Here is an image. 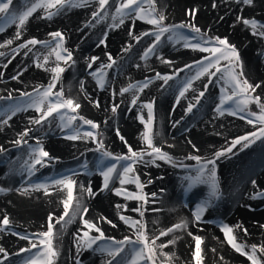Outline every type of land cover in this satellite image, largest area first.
I'll return each mask as SVG.
<instances>
[{"label":"snow or ice","instance_id":"obj_1","mask_svg":"<svg viewBox=\"0 0 264 264\" xmlns=\"http://www.w3.org/2000/svg\"><path fill=\"white\" fill-rule=\"evenodd\" d=\"M253 0H236V5H251ZM30 6H25L22 10H16L13 6V0H0V32L5 30L3 25H16L15 39L20 40L23 35V26L26 24L28 17L32 15L38 8L43 9L45 17L52 19L53 16L59 15L67 8L76 6H86L87 0H80L76 4L74 0H28ZM115 7V11L110 9ZM147 4V8H145ZM213 3V7H215ZM196 9H189L187 15L193 17ZM111 19V23L107 24L109 29H114L124 24L125 20L143 21L147 25H151L148 31L135 34L131 28L128 29L127 35L142 42V38H151V42L144 49L141 55L142 60H147L150 56L156 55L161 45L165 42L178 43L184 48L191 49L193 52L203 54L200 59H196L192 64L185 63L184 68L189 70L184 80H179L177 72L183 69H176L172 75H161L157 72L155 77L145 78L143 82L130 84L128 87H122L120 94L131 92L130 105H137L138 97L144 88L152 82L153 79H159L168 84L174 77L179 81V94L176 96V101L179 103L181 97L184 96L185 91L192 86V81L205 77L209 82H212L213 77L216 82L220 84L219 103L215 104L214 111L219 115L227 113L231 116H237L244 120L248 125L252 126L253 130L247 131L243 135H238L231 140L230 144L215 150L211 156L202 157L199 154H189L186 159L195 160L196 166L192 169L194 175L186 177L187 186L184 191L188 192L194 186V183L206 184L208 187V195L205 199L201 200L191 209L192 220L195 222H203L206 210L213 206L220 198L221 193L219 190L218 182L216 180V162L218 159L226 157L233 152V149L238 145L242 149H246L254 145L257 141L264 144V84L255 83L251 81L247 74L244 72L243 64L240 61V56L237 51L236 45L231 43L227 37H220L218 35L212 36L208 33L202 32L191 20L185 22L181 21L179 24L166 23V16L163 11H159L156 6V0H98L96 10L92 12L93 21L96 23L107 21ZM238 21L251 29V34L264 38V23L257 19H247L237 16ZM91 27V23L86 25ZM189 29L192 33L191 36L185 35L184 30ZM51 37L50 40H40L35 37L25 39L23 42L18 43L12 49L13 53H18L24 50L23 54L28 56L33 53L38 57L39 52L36 46L39 45L41 49L47 50L44 54V62L47 63L50 55H55L56 64L50 69H45L52 73L50 82L46 86L36 85L31 92L19 91V96L14 97L11 92L7 96L0 95V125L7 124L12 117L19 112H27L29 109L34 110L35 116L30 117V124L34 126L43 127L44 124H51L59 118L58 127L63 132L64 138L71 141L84 140L91 141L96 145L95 151L99 152V158L95 164V170L103 177V184L100 191L109 188V185L115 178L119 177L120 185L128 183H135L138 190H142L144 185L141 183L138 176L135 175V165L143 162L145 164H155L157 160L165 163H173V157L162 150V148L155 142L156 137L159 135L154 130V102L148 101L143 103V108L147 109V117L138 115L140 123L143 125V132L141 133V140L146 145V148L134 150L133 146L128 144L124 136L119 130L116 135L120 140L124 141L127 148L126 153L114 155L109 152L102 141L101 133L94 131L100 128L98 122L93 119L86 118L80 115L77 110L81 108V104L72 96H66L63 88L54 91L57 87V82L61 79V74L64 73L65 67L61 66L60 62L65 65L68 62L76 63L73 52L64 46L65 37L61 31L55 30L48 33ZM108 31H103L102 36L98 38L100 45H106ZM12 39L4 41V45H11ZM0 45V46H4ZM128 51L127 48L122 49ZM4 53L0 52V56ZM108 58V63L101 64L95 72L91 73L96 79L97 85L104 89L107 84V70L116 65V60L110 53L105 52ZM157 59H161L162 63L169 64L171 61L162 59L160 55H156ZM99 57L92 56L91 61L87 67L91 69L93 62L97 61ZM33 62L37 68H44L45 64L40 63L39 59H34ZM7 67V64L4 65ZM239 68V71H237ZM3 76V73H0ZM20 76L17 72L16 75L11 77L16 80ZM81 85L83 82L81 81ZM204 90L199 92L195 97L196 103H189L184 110L185 115L193 112L204 98L208 88V84L203 85ZM259 89V91H258ZM255 94V95H254ZM96 107H99L98 101H93ZM254 103L259 109L258 112L249 109V105ZM118 105L113 104L112 112L115 113ZM173 109L175 105L172 106ZM55 114V115H54ZM51 117V120L49 118ZM180 121L177 120L173 124L175 127ZM87 125L85 129L83 126ZM33 129L25 127L17 134V138L12 141L17 146L26 145L25 158L23 164L20 165V174L22 175L25 187L18 189L27 194L28 189L41 191L48 194L50 189L59 188L66 191V198L62 200L63 214L55 215L53 212L47 214V224L42 226L44 230L32 233L30 235L21 234L12 231L13 236H18L20 240L26 241L25 246L18 248L16 252H10L5 247H0V264H15L10 260V256L19 258V264H56V259L59 256V235L64 228L65 224L79 216L80 224L83 226V231L77 229L76 233V250L79 254L82 250H92L94 253H99L104 258V264H171V257L174 254L170 251L166 252L164 249L167 245L175 243V239H167L169 233L174 230L184 229L188 227V222L181 220L179 223L173 224L171 227L159 231L157 235L155 232H150L147 229L145 221V213L148 211L146 207H137L133 211L138 213L139 219H133L120 212L122 205L117 203L115 208L119 220L127 225L128 230L132 235H124L122 239H117L114 236L106 235L103 230V224H109L112 228H117V224L111 219L100 216L99 222H94L86 218L89 208L83 200V194L87 192L89 196H95L92 187H85L84 184L79 183L74 179L78 173L74 170H69V174H59L54 177H46L40 183H33L32 178L39 169L44 168L52 161L58 159L50 155L48 151L42 146L40 138H36L35 144H29V139L32 138ZM192 144V141H188ZM172 147V145H168ZM192 148L199 149L195 144ZM4 149L0 148V153ZM174 166L186 168L182 162H176ZM82 168L87 170L88 165H82ZM253 185L256 184L255 180L251 181ZM151 183V180L148 181ZM78 186V187H77ZM74 188L76 192L74 193ZM8 189L0 188V192L7 191ZM111 191L116 196H123L125 200H136L147 205L150 202H155L157 193H151L153 198L149 201L147 194H141V191L136 193L127 192L121 188L113 187ZM255 195L264 196V192L256 193ZM71 209V211H70ZM152 211H160V209H152ZM68 218L67 220L65 218ZM12 220L8 214H3L0 218V231L8 232L11 230ZM59 225V229H57ZM220 231L223 233L224 239L227 244L239 253L240 256L246 257L250 264H264V244L257 245L255 243L250 246L238 242L237 236L234 233L233 227L226 223L219 225ZM260 228L264 229V224H260ZM247 235V230L245 229ZM94 233V234H93ZM195 242L194 250H192L191 259L195 264H202V238L199 235L188 233ZM133 236L135 237L133 239ZM165 237V240H161ZM35 250V251H33ZM20 254H24L21 256ZM163 257L164 259H161ZM79 264V260L77 261Z\"/></svg>","mask_w":264,"mask_h":264},{"label":"bare ground","instance_id":"obj_2","mask_svg":"<svg viewBox=\"0 0 264 264\" xmlns=\"http://www.w3.org/2000/svg\"><path fill=\"white\" fill-rule=\"evenodd\" d=\"M161 8L166 13H175L178 16H183L184 14L181 10L183 5L192 6L197 8V11L193 17H189L186 13L185 18L191 19L194 22L202 23L205 28L212 31L224 32L228 36L231 35V31L228 28L229 21L236 14V9L234 3H230L229 0H160ZM159 1V2H160ZM215 3V7H213ZM13 6L16 10H22L25 6H30L28 0H14ZM88 9V5L79 7L73 11H67L64 16L62 13L60 16H53L52 19L37 21V14L39 11L44 12L43 9H37L32 13L26 24L23 26V35L26 34L28 38L38 37L47 35L54 29L62 28L67 34V40L70 47L75 51V64L71 67L65 68L64 73L61 74V79L63 81L64 91L67 96H72L81 105H92L91 108L100 115L102 119L101 132L105 144L112 148L117 147L118 143L113 136V132L117 129L121 132L122 136L131 143L133 146L139 144L138 135L141 132L142 127L137 124L139 119L138 115H142L141 108L120 103L119 101L115 104L118 105V109L115 114L109 111V107L112 108L113 101L106 96L108 94V83L116 79L117 81H124L138 75L139 69L146 63L137 64L136 57L128 55L126 60L119 66V74L114 75L107 72V84L106 88L102 89L97 85L96 79L91 75L95 72L100 65L105 62L101 61L102 45L98 44L96 33L100 29H106L108 31V46L106 52L114 53L115 55L121 49L123 40L127 37L126 30L129 29L127 26L125 28L124 24L117 28L109 29L107 24L111 23V19L103 21L98 26L94 25L91 28H86L83 30H77V22L85 17V13ZM250 14L254 13L255 17L264 18V0H253L251 8L249 9ZM218 16V19L215 16ZM58 16V17H57ZM57 17V19H56ZM189 17V18H187ZM252 19V18H251ZM126 21V20H125ZM2 24V22H0ZM5 30L0 32V45H4V41L12 39L13 43L11 46V51L5 56L0 57V95L7 96L9 92L12 93L14 97L19 96V91L21 89L27 88L26 91H30L36 86H46L52 77V73L46 71L45 69H50L55 66L56 60L51 55L47 63L44 62V54L46 52H41L39 47L36 49L39 52L38 57L33 53H29L28 56L23 54L24 50L18 53H13L12 49L16 47L20 41L15 39L16 25H3ZM145 26V24H144ZM34 35V36H32ZM37 38V39H38ZM233 40L239 48L242 50V59L246 65L251 68V73L257 75L258 80L262 81L264 84V45L256 40L254 37L249 39L246 37L240 41ZM150 42V41H149ZM147 44L144 42H139V49L143 50L141 46ZM7 46V45H4ZM3 46H0L2 48ZM42 50V49H41ZM189 54L186 48L182 47L178 43L165 42V45L158 50V55L162 59L171 61L169 64L162 62L161 65L172 66L173 64H178L187 61V55ZM88 57L86 61L84 58ZM92 56H97L99 59L93 62V67L89 69L87 64L91 61ZM107 57V56H105ZM39 59L40 63L45 64L44 68H37L36 64L33 62L34 59ZM105 60V59H104ZM140 60V59H139ZM189 60V59H188ZM196 60V58H195ZM190 62V61H189ZM7 64L5 68L4 65ZM34 64L35 67L31 68L28 65ZM183 65L185 63H182ZM189 64V63H188ZM17 72L20 76L16 80H12L11 77L16 75ZM189 70L185 72L182 79L187 76ZM145 74V73H144ZM189 75V74H188ZM144 78H137L133 81ZM180 80V78H179ZM81 81L83 85H81ZM59 82V81H58ZM197 83V80L192 81V85ZM170 85H166L164 88L152 91H144V93H149L151 96L156 97V109H155V131L159 133L156 137V143L166 152L175 155L188 154V149L182 146L181 140L189 138L197 147L212 146L217 141L225 138L226 136L234 135L239 133V128L242 124L238 121L228 119L223 115H219L214 111L215 102L214 96L210 95L201 104L200 118H193L192 113L185 115V107L181 109L178 107V102L176 101V96L178 93H173L170 97ZM19 90V91H17ZM150 90V88L148 89ZM25 91V90H24ZM69 94V95H68ZM124 97H127L126 94ZM93 101L99 102V107H96ZM175 103V104H174ZM142 105V104H141ZM173 105L175 108L173 109ZM2 106V105H0ZM84 110V109H83ZM200 110V109H199ZM35 116L33 111L29 109L27 112H19L12 119L4 125H0V148L4 149L3 153H0V163L3 164L0 167V188L8 189L7 191L0 192V218L3 214H8L12 220V227L27 228V231L38 232L40 223L44 222L47 224V214L51 211L56 213L57 206L59 205L60 211L55 215L63 214V204L62 200L66 198V191L54 188L50 189L48 194H45L43 190L35 191L33 189H28L27 194L18 191L25 187L22 175L20 174V165L23 164L25 158L26 145L17 146L12 143L17 138V134L21 132L25 127L33 129L32 138L29 139V144H35L36 138H40V142L46 151L58 159L52 161L50 164L46 165L44 168L39 169L32 178L33 183H40L45 180L46 177H54L59 174H69V170H74L78 173L74 179H77L78 184L82 183L85 187H92L95 196H89L87 192L83 194V200L86 206L89 208V212L86 218L94 220V222H99L100 216H105L111 219L117 224V228H112L109 224H103V230L106 235L115 236L122 239L124 235H132L131 231L128 230L127 225L119 220L117 216L115 205L120 203L122 208L120 209L121 214L131 217V214H138L133 211L137 207H146L143 203H138L137 206L134 204L123 201L120 196H116L111 189L115 188H125V185H120L119 177L117 176L114 181L109 185L108 189L100 191V187L103 184V177L95 170V164L97 159L91 158L90 162L87 164V170L83 168H76V163L78 162L76 157L86 148H90V141L77 140L71 141L64 138V133L61 132L58 127L59 118L53 121L51 124H44L41 126H34L30 124V117ZM179 117H183V121H180ZM51 120V118H49ZM179 120L180 123L173 127L175 121ZM139 128V129H138ZM116 130V131H117ZM115 131V132H116ZM185 134V132H188ZM212 136L208 137L207 134ZM204 137L199 138L198 136ZM187 137L185 138V136ZM201 140V141H200ZM172 145L169 147L168 145ZM261 153V152H260ZM259 159L252 158H238L233 161L232 164L225 163L217 171V178L219 183L227 184L229 186L230 178L239 177L241 179L240 183L235 186L234 189L229 188V196L225 198L222 206L209 207L206 211L210 212L213 216L219 218L221 223H226L233 227L234 233L239 234L240 230H252L253 220L261 219L264 220V198L258 201H254L249 198L246 194L247 186L252 184V180L256 181L255 185H264V151L261 153ZM260 154V155H261ZM249 160L248 162H246ZM52 165L56 166L55 173L53 175L48 174V169ZM49 167V168H47ZM143 181L145 188L151 189V193L156 192L157 197L155 202L149 208L160 209V211H150L145 213V221L147 223V229L150 232H155L157 235L159 231L164 230L163 223L166 220L174 219L176 223L181 220L188 222V227L184 229L174 230V232L169 233L167 236L176 235V233H181L188 235L189 232L192 234H201L207 245L215 248L216 253L221 255L225 254L222 251L226 246L227 241L224 239L223 233L220 228L209 227L205 224V217L203 222H195L192 220L191 210L181 209V197L184 192V187L187 186V181L185 177L179 176L176 173H168L165 177H157V175L151 171L143 172ZM151 180V183L148 181ZM78 187V186H77ZM183 191V192H182ZM76 189L74 188V193ZM194 196L197 197V201L203 200V197L208 195V187L206 184L194 183V186L190 191ZM153 200V199H152ZM217 202H219L217 200ZM149 204V203H148ZM147 208V207H146ZM148 209V208H147ZM256 210V211H255ZM71 211V209H70ZM254 212V213H253ZM209 214V213H208ZM188 215V216H187ZM207 215V214H205ZM44 216V220H43ZM46 217V218H45ZM68 219L67 217L65 218ZM222 219V220H221ZM219 221V222H220ZM59 229V225L56 226ZM77 229L83 231V226L80 224L79 216L74 218L71 223L65 224L63 230L59 235V256L57 259V264H104V258L99 253H94L92 250H82L77 254L76 250V233ZM109 233V234H107ZM94 234V233H93ZM134 238V236H133ZM161 240H165V237H161ZM26 241L20 240L13 237L9 232L0 231V247L8 248L10 252L16 251L18 246H25ZM15 246L17 248H15ZM167 247H170L167 245ZM15 264H19L16 263Z\"/></svg>","mask_w":264,"mask_h":264},{"label":"rangeland","instance_id":"obj_3","mask_svg":"<svg viewBox=\"0 0 264 264\" xmlns=\"http://www.w3.org/2000/svg\"><path fill=\"white\" fill-rule=\"evenodd\" d=\"M159 1L160 0H156V6H157L159 11H163L164 12V14L166 16V23L179 24L181 21L187 22V21L191 20V19H186L185 18V15H186L187 11L189 9H196L197 10V8H193L191 5L190 6L189 5L188 6L183 5L181 7V10L185 11V12H183L184 17L183 16H178V15H176L173 12L166 13L164 10H162L161 5H160L161 1L160 2ZM229 1H230V3H234L235 9H236V14L232 17L231 21L228 22L229 23L228 28L231 31L232 37L230 35L228 36L223 31L222 32H217V31H212V30H210L208 28H205V26L202 23H200V22H194L193 20H191V21L194 22L198 27H200L202 32H204V33H208L209 35H212V36L218 35L220 37H227L231 43L236 45L237 51H238L239 56H240V61L243 64L244 72L247 74V76L250 78L251 81H254L255 83H261L262 84V81L258 80L257 75L254 74V73H251L250 66L246 65V63L243 62L242 50L239 48L237 43L234 42L233 37L237 41H240L243 38L246 39V37L249 39L248 41H251L250 39H253V37H254L256 40H258L261 43L260 45H262V47H263L264 38L252 35L251 34V29L246 27L242 23V21H238L236 19V17L237 16H241V17L247 18V19H251V18L252 19H257L258 21H261L262 23H264V18L255 17L254 13L250 14V12H249L250 10L249 9L251 8V5H240L239 7H237L236 0H229ZM13 2H14V0H13ZM74 2L76 4H79L80 0H74ZM97 2H98V0H87L88 9H87V11H86V13L84 15L85 17L81 18L77 22V24H76L77 25V30L81 31V30L86 29V28H91L94 25L98 26L99 24H101L103 22V20H102L101 22L96 23V22L93 21V18H92V12L96 10ZM111 2H112V0H110V3ZM79 7H81V6L67 8L64 11H62L58 16H60L62 13L65 16V15H67L66 14L67 11H73V10L78 9ZM147 7H148L147 4H145V8H147ZM110 11H115L114 4H113V7L110 9ZM0 15H2V14H0ZM57 17H56V19H57ZM215 17L218 19L217 15ZM187 18H189V17H187ZM39 19L40 20H46L47 19L45 17V12L42 13L41 11H39V14H37V19L36 20L39 21ZM88 23H91L92 26L91 27H87L86 25ZM144 24H145V26H144ZM127 26L129 28H131L135 34H140L141 32L148 31L152 27L151 25H147L143 21H139V20H136L134 22L132 20H126L125 21V28ZM55 30H59V31L62 32V34L65 37L64 46L67 47L70 51H72L73 52V56L75 57L74 49L76 47L73 49L72 47L69 46L68 40H67V34H66L65 30L62 29V28H60V29L56 28L53 31H55ZM105 30L106 29H104V30L100 29L96 33L97 40H98V38H100L102 36V32L105 31ZM127 31H128V29L126 30V34H127ZM184 32H185V35H188V36L192 35L191 31L189 29H187V28L184 30ZM32 36H34V35H32ZM126 37L127 38L125 40H123L121 49L117 52L116 55L114 53L108 52L116 60V65L113 68L108 69L107 72H110L111 74H114V75H118L119 74L118 71H119V68H120L119 65L126 60L128 55H132V57L135 56L136 57L135 60H136L137 64H143L144 62H146V63L139 69L138 75L130 77L129 79L121 81V82L117 81V77H116V79H114L110 83H108V86H109L108 87V94L106 93V96L107 97L109 96V98L111 99V101H113L114 104L119 101L120 103L123 102L124 104L128 103L127 105H130L132 93L131 92L125 93L127 97H124L125 94L121 95L120 94V89L122 87H128V85H130V84H136L138 82H143L145 80V78L155 77V74L157 72L161 73V75H165V74L172 75L173 72L176 69H183V71H180V72L176 73V75H178L180 80H181L182 79L181 78L182 75L184 76L185 72H187V70H188L187 68H184L185 64L183 65L182 63L192 64L193 61L195 60V58L196 59H200L201 56L203 55V54H201L199 52H193L191 49L186 48V50H188V52H189V54L187 55L188 56L187 57V61H184V62H181V63H178V64L176 63V64H173L172 66L166 67V65H161V63H159V62H161V59H157L156 58V55H158V52H157L156 55L150 56L147 60H142L141 59V55L143 54V50H141V48L139 49V47H138L139 42H137L136 40L130 38L128 35ZM26 38H28V37H27L26 34H24V35L21 36L19 41L23 42V40H25ZM38 39H40V40H50L51 37H49L48 34H47V35L42 36L41 38H38ZM143 40H144V42H146V43L148 42V43L147 44L144 43V45H142L141 47L142 48H146L147 45L151 42V38L150 37L149 38H142V41ZM97 43L99 44V41H97ZM108 44L109 43L107 42L106 45L108 46ZM164 45L165 44H163L162 46H164ZM107 46L105 47V45H102V49H103L104 52L102 53L103 55L101 56V61L105 62L104 64L108 63V58L105 57L106 56L105 52H106ZM36 47L40 48L39 45H37ZM125 48H127L128 51H123L122 50V49H125ZM10 51H11V46L10 45L3 46L2 48H0V52L4 53V55L0 56V57H5ZM40 51L41 52H47V50H45V49L41 50V48H40ZM51 56L55 58L54 54L51 55ZM87 59H88V57L86 56V58H84V61H86ZM60 63H61V66L65 67V68H69L73 64L72 62H68L66 65L63 62H60ZM28 66L31 67V68L35 67L34 64H31V65L29 64ZM237 71H239V68H237ZM143 76H144V78L136 80V81H133L134 79H136V77L137 78H141ZM169 83H171V85H170V95L171 96L170 97H172L173 93L174 94L175 93L179 94V88H178L179 81L176 80L175 77H174L172 80H170L168 82V84ZM168 84H164V82L162 80L153 79L152 82L148 85V87L144 88L143 91L140 92V94H142L144 91H152V89L153 90H157V89H160V87L164 88ZM204 84H208L206 95H205L204 98H201L200 104H198L197 107L193 109V112H192V114H193L192 117L193 118H200L198 116H200V113L202 111L201 110V108H202L201 104L210 95L214 96L213 100H214L215 104L219 103L220 84H218L216 82V78L213 77L212 82H209L205 77H200L199 79H197V83H194L191 87H189L185 91L184 96L181 97V99H180V101L178 103V107H181V109H184V107H185V109H186L189 103L195 104L196 103L195 97L199 95L200 91L204 90V88H203ZM61 87L63 88V91H64L65 89H64V86H63L62 79H60V81L57 82V87L54 89V91L59 90ZM27 88H29V87H27ZM27 88L21 89L20 91H24ZM149 88H150V90H148ZM258 91H259V89H258ZM64 94L67 96L65 91H64ZM140 94H139V97H138L137 105H130V106H132V108H135V107L139 106L141 108V110H142V115L146 118L147 117V109L143 108L142 105H143V103H146L148 101L154 102V130H155V125H156V119H155L156 97H155V95L151 96L149 93L147 94V92H146V94L144 93L142 96H140ZM4 96H5V94H4ZM90 106L92 107V105H90ZM90 106L82 104L81 108L78 109L77 112L80 115H83L86 118L93 119L94 121L99 123L100 128L97 129V130H94V131H97V132L101 133V137L100 138L104 142V139H103V136H102L103 134L101 132V126H102V121L101 120L102 119L100 118V115L97 114L93 110V108H91ZM248 107L252 111H256V112L259 111V109H257V107H256V105L254 103L250 104ZM111 109L112 108L109 107V111L112 114H115L116 112L113 113ZM32 111L36 115L34 110H32ZM223 116L227 117L228 119H231V120H227V121L235 120V121H238V122H240L242 124V126L238 130L239 131L238 134L226 136L225 138L221 139L220 141H217L216 143H214L212 146H205V148L204 147L203 148L202 147H197L199 149L198 152L196 151V149L192 148V144H194L195 142L194 143L192 142V144H189L188 141H189L190 137L186 138L187 137V135H186L185 136L186 139L181 140L180 143H182V146L185 147V149H188V151H189L188 154L175 155V154H171V153L168 152L173 157V163H165V162L159 161V160H157L155 164H153V163L145 164V163L141 162V163H139V164L134 166L135 169H136L135 175L139 177V179H140V181H141V183L143 185H145V184H144V181H143L144 178H143L142 175H143V172L145 170L146 171H151L152 170L157 175V177H159V178L165 177L169 172L170 173H176L177 175L185 177V178L188 177V176H192V175H194V173L192 172V169L196 166L197 162L195 160L186 159V157L189 154H199L202 157L211 156V154L215 150H218L221 147L226 146V144H230L231 140L233 138H235L236 136L243 135L247 131L253 130L251 125H248L244 120H241L237 116H231V115H228L227 113H225ZM182 118L183 117H181V118L179 117V119H181L180 121H183V119H185V118H183V119ZM137 124L139 125V127H142L141 132H139V135H138L139 144L137 146H133L131 143H129L125 139L128 142V144L133 146L134 150H139L140 148H146V145L141 140V133L143 132V125L140 123V121H138ZM83 127L85 129L88 128L87 125H84ZM115 131L112 134H113L114 138L116 139V141L118 143L117 147L110 148L104 142L105 148L109 152H112L114 155H119V154H122V153H126L127 152V148L124 145V141L120 140V138L116 135ZM188 133H189V131L185 132L184 135L188 134ZM120 134H121V132H120ZM211 134L210 133L207 134L208 137L212 136ZM197 136H198V134H197ZM198 137L199 138H204V137H201V136H198ZM89 146H90V148H86L81 153H79V155H77L76 159H77L78 162L76 163V168L77 167L78 168H82V165L88 164L90 162L91 158H94V159H98L99 158L100 153L95 151L96 145L93 144L90 141ZM263 151H264V144H261L259 141H257L254 145H251V146H249L246 149H242L238 145L236 148L233 149L232 153L228 154L226 157H223V158H220V159L217 160V162H216V174H217V171L219 170V168L222 167V165H225V163H227V162L232 164L233 161H235L236 159L243 158V157L244 158H250V159L252 158V160L253 159H259L257 157H261L262 158V154L261 153ZM248 161L249 160H247L246 162H248ZM176 162H182L186 166V168L182 169L180 167L174 166V164ZM1 165H3V164L0 163V167H1ZM47 168H49V167H47ZM55 170H56V166L55 165H52V167L50 166V168L47 171L48 172L47 176L53 175L55 173ZM232 177L233 178H230L231 181H230L229 186H228L227 184L219 183V180H218V178L216 176V180L218 182V186H219V190H220L221 196L218 199L219 202L216 201L215 204L213 206H211V207H214V206H217V205L221 207L222 204H223V201L225 202L224 199L228 198V196H229V188L234 189L235 186H237V184H241L240 183L241 179L239 177H234V176H232ZM122 190L127 191V192H132V193H136L138 191H141V194H147L148 195L149 201H152V199H153L152 196H151V192H150L151 189H149V186H148V189L145 188V186H144V188L142 190H138L136 188L135 183H128V184H125V188H122ZM259 192H264V185H253V184L250 185L249 184L247 186L246 194L252 200L258 201V200H261V199L264 198V196L255 195L256 193H259ZM120 197L123 199V201H126L128 203L134 204L135 206H137L138 203H142V202H138L136 200H125L123 196H120ZM205 198L206 197H203V199H205ZM181 201H182V203H181L182 208L181 209H188L187 211H190L192 208L195 207V205L197 203L200 202V201H197V197L194 196L192 193L185 192V191L182 193ZM153 204H154L153 202H150L149 204H147L146 207L148 208L149 212L152 209H154V208H152V209L149 208ZM261 209H264V207H261ZM58 211H60L59 205L57 206V209H56L55 212L57 213ZM205 214H207V215H205V218H204L205 219V224H207L209 227H211V226L215 227V228L219 227V225L221 224V221L219 220L218 217L213 216L209 211L208 212L206 211ZM131 215H132L131 218L139 219L138 214L134 213V214H131ZM43 220H44V216H43ZM45 220H47V219H45ZM253 221L254 222L252 223V230L251 231L247 230V235L245 234L244 229L240 230L239 234H236L238 242L247 244L249 246L251 244H253V243H255L257 245L264 244V229L260 228V224H264V220L256 219V220H253ZM173 224H176L174 219L166 220L163 223L162 228L164 227V229H165V228L171 227ZM42 226H46V223L44 225V222H41L40 223V227L38 228V231L44 230L42 228ZM12 231H15V232H18V233H21V234H26V235H30L32 233H35V232L27 231V228H21V227H12L11 230L8 231V232L11 234ZM107 234H109V233H107ZM193 235H199L202 238V243H201L202 257H203L202 264H250V262L247 260L246 257L240 256L239 253H236L235 250L231 248L230 245L226 244V246L223 248L222 251H225L224 255H221V253L217 254L215 248L211 247L210 245H207V242L204 241V238H203V236L201 234H193ZM13 237H16V238L19 239L18 236H13ZM114 237H116L117 239H120V238L117 237V235H115ZM168 239H175V243L174 244L169 245L170 247H166L164 249V251H166V252L170 251V252H172L174 254V256L170 258L171 259V264H195V262L191 259L192 250H194V247H195V242L192 240L191 236L184 235V234H181V233H176V235H173V236H171V238H168ZM17 247L19 248L21 246L17 245ZM17 247L15 246V248H17ZM190 247H191L192 250H190ZM18 248L16 249V251H18ZM6 249L8 250V248H6ZM16 251H13V252H16ZM33 251H35V250H33ZM20 255L23 256L24 254H20ZM57 259H58V257H57ZM57 259H56V264H57ZM161 259H164V258L161 257ZM10 260H12V261H14L16 263H19V258L16 257V256H10Z\"/></svg>","mask_w":264,"mask_h":264}]
</instances>
